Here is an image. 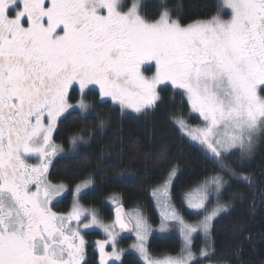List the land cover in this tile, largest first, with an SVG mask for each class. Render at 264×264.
Segmentation results:
<instances>
[{"label":"snow or ice","instance_id":"1","mask_svg":"<svg viewBox=\"0 0 264 264\" xmlns=\"http://www.w3.org/2000/svg\"><path fill=\"white\" fill-rule=\"evenodd\" d=\"M182 13L183 5L169 0H0V264H93L90 248L95 264H123L122 232L134 234L130 247L143 264H228L214 259L215 221L243 194L225 201L223 193L232 179L251 186L233 165L264 144V0H219L215 14L188 22ZM161 85L187 105V116L181 109L171 117L181 138L215 165L181 194L199 218L190 221L177 207L179 166L171 163L150 192L157 229L140 208L126 211L117 193L109 197L110 220L85 206L83 195L95 185L90 176L71 189L67 211L55 210L69 186L51 179L54 159H79L93 135L85 127L69 135L67 149L57 143L54 133L67 116L96 113L93 87L121 113L144 115L161 102ZM97 117L103 131L108 121ZM173 228L179 252L152 254L149 235ZM94 229L103 238L90 241ZM197 236L203 246L194 250Z\"/></svg>","mask_w":264,"mask_h":264},{"label":"trees","instance_id":"2","mask_svg":"<svg viewBox=\"0 0 264 264\" xmlns=\"http://www.w3.org/2000/svg\"><path fill=\"white\" fill-rule=\"evenodd\" d=\"M218 3L219 0H169L171 6L183 5L185 22L210 17L215 14ZM148 11L153 9L149 8ZM223 15L228 13L224 12ZM160 88L161 102L144 115L121 113L111 101H101L98 90L92 88L89 100L97 106L96 113L87 119H81L77 112L67 116L54 133L57 143L67 149L69 135L85 127L92 129L93 135L89 144L81 147L79 159H54L50 168L51 179L69 186V191L55 210L67 211L72 203L71 189L90 176L95 180V185L86 190L83 204L97 208L103 218L112 219V209L106 200L117 193L122 197L126 210L139 207L149 222L156 224L159 217L150 192L159 182L162 169L171 163L179 166L174 186L175 203L188 220L198 218L181 204V194L194 187V182L210 175L215 165L204 158L197 145L181 138L171 122V117L179 114L181 109L187 116V105L181 103L180 95L169 85ZM78 93L77 90L71 93L72 102L78 99ZM97 113L99 118L108 121L103 131L96 127ZM189 121L193 124L198 122L192 117H189ZM161 152L166 155L163 164L160 163ZM232 159L236 160V157ZM233 167L249 175L252 184L249 186L232 179L224 191L222 199L225 201L236 193H242L243 198L233 199L231 212L215 221L213 236L217 255L214 259L227 261L228 264H264V198L261 197L264 192V144L258 145L251 158L237 161ZM100 236L99 232L92 231L87 238ZM119 239L125 244L129 238ZM196 242L202 243L200 236ZM181 245V239L175 232L154 233L148 242L151 253L156 256L176 254ZM89 260L95 264L96 257L92 250L89 251ZM123 264L143 263L135 254L127 253L123 257Z\"/></svg>","mask_w":264,"mask_h":264},{"label":"rangeland","instance_id":"3","mask_svg":"<svg viewBox=\"0 0 264 264\" xmlns=\"http://www.w3.org/2000/svg\"><path fill=\"white\" fill-rule=\"evenodd\" d=\"M224 12H227V10L225 9L224 10ZM223 12V13H224ZM222 13V14H223ZM228 13V12H227ZM224 18H227V15L226 16H224ZM162 86H164V85H161L160 87H162ZM169 86H171V85H169ZM93 89H96V88H94L93 87ZM96 90H98V89H96ZM78 92H79V90H78ZM78 95H79V93H78ZM79 97V96H78ZM76 101H74V102H72V103H75ZM129 113H132L131 111H128ZM135 114V113H134ZM73 199V198H72ZM106 202H107V204L109 205V207L111 208V209H113L115 206L110 202V200H109V198L106 200ZM72 204V203H71ZM154 204H155V208H156V212H157V214H158V217H159V221L156 223V224H152V226H153V229H157L158 227H159V223H160V213H159V209H158V207L156 206V203H155V201H154ZM85 205V204H84ZM71 206V205H70ZM85 206H87V205H85ZM87 207H92V206H87ZM95 208V207H94ZM135 208H137V207H133V208H130V209H127V211H131V210H133V209H135ZM139 208V207H138ZM97 209V208H96ZM98 210V209H97ZM141 210V209H140ZM99 211V210H98ZM101 215V214H100ZM145 215V214H144ZM101 217H102V215H101ZM103 218V217H102ZM199 218V217H198ZM198 218H196V219H198ZM103 219H105V218H103ZM196 219H194V220H196ZM105 220H110V219H105ZM194 220H190V221H194ZM92 231H96V232H99L100 234H101V236L100 237H90V238H88L90 241H94L95 239H99V238H103V234L98 230V229H94V230H90L89 232H92ZM169 232H175V233H177L178 234V236H179V238L181 239V237H180V234H179V231L177 230V229H175V228H173V229H171L170 231H167V232H159V231H153L150 235H149V237H148V241H147V244H148V242H149V239H150V237H151V235L152 234H154V233H159V234H164V233H169ZM198 237V236H197ZM196 237V238H197ZM196 238H195V240H194V245H195V248H194V250H199V248H201L202 246H203V237H201L200 236V239H201V242L202 243H200L199 244V242H196ZM135 241V236H134V234L133 233H131V236L129 237V239H128V242L127 243H125V244H122L121 242H120V239H119V246L121 247V248H124L126 251H125V254H127V253H133V254H135L136 256H137V258L143 263V261L141 260V258H140V256H139V254L138 253H136L134 250H132L131 249V244L133 243ZM181 242H182V240H181ZM90 250H92L91 248L89 249V251ZM110 250V249H109ZM170 255H175V254H170ZM124 257V256H123ZM88 259H89V255H88ZM123 259V258H122Z\"/></svg>","mask_w":264,"mask_h":264},{"label":"water","instance_id":"4","mask_svg":"<svg viewBox=\"0 0 264 264\" xmlns=\"http://www.w3.org/2000/svg\"><path fill=\"white\" fill-rule=\"evenodd\" d=\"M125 207V206H124ZM125 210H126V207H125ZM112 216H114V208L112 209ZM131 235V232H122L120 234V238L121 239H126V238H129Z\"/></svg>","mask_w":264,"mask_h":264},{"label":"flooded vegetation","instance_id":"5","mask_svg":"<svg viewBox=\"0 0 264 264\" xmlns=\"http://www.w3.org/2000/svg\"><path fill=\"white\" fill-rule=\"evenodd\" d=\"M75 90H77L78 91V88L77 89H75ZM63 198V197H62ZM62 198L60 199V201L62 200Z\"/></svg>","mask_w":264,"mask_h":264}]
</instances>
